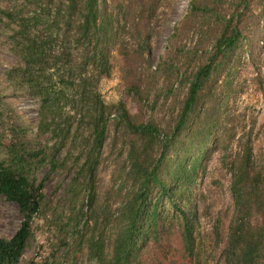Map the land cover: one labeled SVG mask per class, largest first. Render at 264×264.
<instances>
[{"label":"trees","instance_id":"obj_1","mask_svg":"<svg viewBox=\"0 0 264 264\" xmlns=\"http://www.w3.org/2000/svg\"><path fill=\"white\" fill-rule=\"evenodd\" d=\"M37 1L40 9L17 21L10 37L11 50L28 80L35 67L48 74L49 85L55 76L61 97L69 96L73 105L78 102L80 109L85 108L90 124V134L76 157L79 172L69 188L78 201L74 197L68 201L71 209L66 219L51 221L57 226L56 243L50 246L45 264H55L53 256L59 249L64 254L75 253L65 256L66 264H151L145 254L152 238L173 228L187 254L199 257L193 192L214 153L221 149L219 161L225 160L229 143L236 137L238 151L229 163L234 210L221 257L225 264H264V163L254 162L251 131L243 124L236 129L238 114L230 103L236 95V72L231 71L236 64L230 65V59L241 38L239 29L224 30L216 39L213 51L189 81L171 132L164 133L153 121L132 122L121 101L105 103L95 90L100 76L109 72L114 49L130 56L124 49L123 31L128 22L137 28L131 22V11L114 0ZM156 9L152 1L143 11L152 15ZM148 36L149 32L139 48L142 56L148 50ZM255 79L264 95L260 75ZM31 82L29 95L39 100V118L44 124L57 98L48 87ZM114 110L117 114L112 119L123 121L135 137L117 178L98 196L95 173ZM56 151L50 157L54 168ZM30 165L24 155L14 154L7 163L0 161V195L17 203L22 215L15 233L9 239L0 238V264L19 263L34 217L44 205L42 189L47 176L40 181L30 177Z\"/></svg>","mask_w":264,"mask_h":264},{"label":"rangeland","instance_id":"obj_2","mask_svg":"<svg viewBox=\"0 0 264 264\" xmlns=\"http://www.w3.org/2000/svg\"><path fill=\"white\" fill-rule=\"evenodd\" d=\"M114 1L131 11V22L140 30L130 27V22L126 24L124 49L130 56L113 50L109 72L95 84L100 98L113 105L121 101L132 122L153 121L164 133H170L193 73L207 60L220 34L237 28L241 38L230 59V65L236 64L231 70L236 72V95L230 103L238 114L236 129L243 124L248 133L251 131L254 162L264 163V95L255 79L260 75L264 87V0ZM152 1L157 9L150 15L143 10ZM39 2L0 0V161L7 163L14 154L24 155L31 164L30 177L40 181L47 176L42 189L44 205L34 217L32 234L18 264L47 263L50 246L56 243L57 226L51 221L66 219L71 209L68 201L73 197L78 201L69 188L79 172L76 157L82 151V141L90 134L86 109H80L78 102L73 105L69 96L61 97L57 78L54 76L49 85L48 74L35 67L28 80L11 50L10 37L16 32L17 21L34 15L40 9ZM7 14L13 18L9 20L4 16ZM147 32L148 50L142 56L139 48ZM30 81L34 86L48 87L57 98L46 112L44 124L39 118V100L29 95ZM112 118L95 173L98 196L104 194L113 177L117 178L128 144L135 137L123 121ZM236 138L230 141L225 160L219 161L221 149L214 153L193 192L198 212L196 251L200 256L187 254L173 228L160 238H152L145 254L151 264H225L221 254L234 210L229 163L238 151ZM54 149L55 168L50 161ZM21 221L17 203L0 195V238L9 239ZM74 254L59 249L51 260L66 264L65 256Z\"/></svg>","mask_w":264,"mask_h":264},{"label":"built area","instance_id":"obj_3","mask_svg":"<svg viewBox=\"0 0 264 264\" xmlns=\"http://www.w3.org/2000/svg\"><path fill=\"white\" fill-rule=\"evenodd\" d=\"M245 54L248 56V53H245ZM111 116H112V117L115 116V113H112Z\"/></svg>","mask_w":264,"mask_h":264}]
</instances>
